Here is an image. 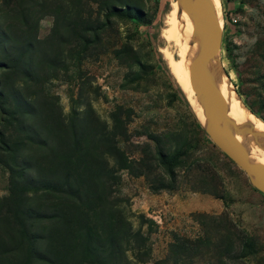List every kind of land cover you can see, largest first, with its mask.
<instances>
[{
    "label": "trees",
    "instance_id": "trees-1",
    "mask_svg": "<svg viewBox=\"0 0 264 264\" xmlns=\"http://www.w3.org/2000/svg\"><path fill=\"white\" fill-rule=\"evenodd\" d=\"M44 17L51 18V27L39 39ZM114 19L131 22L138 32L148 25L135 0H0V167L8 175L7 195L0 199V264L150 260V227L146 232L140 228L147 220L138 215L140 227L134 230L118 204L121 200L113 197L117 173L145 177L156 166L174 182V170L186 151L165 147L158 136L146 134L153 145L134 146L139 155L134 158L123 148L130 139L129 109L116 106L108 122L90 107L64 116L57 98L45 91L66 62L82 60L101 42ZM225 52L229 55L227 47ZM113 56L128 67H142L129 44L120 45ZM192 118L200 139L208 141L193 113ZM212 187L204 191L221 199L218 184ZM165 188L161 182L152 190ZM199 245L200 240L174 236L172 264H180L183 256L194 264ZM253 253L245 235L216 247L220 264Z\"/></svg>",
    "mask_w": 264,
    "mask_h": 264
},
{
    "label": "rangeland",
    "instance_id": "rangeland-1",
    "mask_svg": "<svg viewBox=\"0 0 264 264\" xmlns=\"http://www.w3.org/2000/svg\"><path fill=\"white\" fill-rule=\"evenodd\" d=\"M135 2L143 10L147 26L138 32L131 22L114 19L102 33L101 42L82 60L66 62L45 91L57 98L64 116L72 111L82 114L90 107L100 120L108 122L109 112L116 106L129 109L130 139L123 148L134 158L139 157L134 147L137 144L148 142L152 147L146 134L158 136L165 147L186 151L174 170V182L156 166L145 177L117 173L113 197L121 200L118 204L131 227H140V214L147 220L141 230L146 232L150 227L146 232L150 260L146 264L164 259L172 264L169 250L174 236L200 240L194 264H220L216 247H226L228 241L242 235L250 239L254 253L225 263L264 264V196L209 140L200 139L192 118L195 113L160 53L166 48L160 36L163 18L173 0ZM218 2L223 21L218 75L229 82L244 104L264 118V0ZM51 22L50 17L39 22V39L47 36ZM122 44L135 51L141 68L128 67L114 58L113 51ZM149 164L154 166L152 160ZM7 179V172L0 167V199L7 195ZM161 182L166 188L154 192L152 188ZM215 183L221 199L204 191H212ZM181 258L180 264H188L184 256Z\"/></svg>",
    "mask_w": 264,
    "mask_h": 264
},
{
    "label": "water",
    "instance_id": "water-1",
    "mask_svg": "<svg viewBox=\"0 0 264 264\" xmlns=\"http://www.w3.org/2000/svg\"><path fill=\"white\" fill-rule=\"evenodd\" d=\"M180 12L189 19L193 47L186 64L189 81L201 112L203 133L234 166L246 176L249 184L264 196V165L243 153L237 135L264 143V132L234 122L228 116L216 69L221 48L223 25L213 0H175Z\"/></svg>",
    "mask_w": 264,
    "mask_h": 264
},
{
    "label": "bare ground",
    "instance_id": "bare-ground-1",
    "mask_svg": "<svg viewBox=\"0 0 264 264\" xmlns=\"http://www.w3.org/2000/svg\"><path fill=\"white\" fill-rule=\"evenodd\" d=\"M213 4L217 16L220 17L218 0H213ZM170 6L169 12L163 18L164 27L160 33L161 38L166 42V48L161 49L160 53L163 55L162 58L165 60L170 75L191 105L198 122L202 124L201 112L197 106L195 94L189 81L186 64L188 54L194 44L191 25L187 16L179 11L175 0H173ZM217 80L229 118L248 128L264 132V124L261 123L263 121L248 110L241 97L230 87L229 82L220 75L217 77ZM237 141L243 153L255 157L264 165V143L262 141L258 139L253 140L244 135H237Z\"/></svg>",
    "mask_w": 264,
    "mask_h": 264
}]
</instances>
